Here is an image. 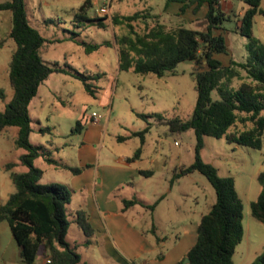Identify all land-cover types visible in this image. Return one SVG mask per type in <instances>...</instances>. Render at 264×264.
<instances>
[{
  "label": "trees",
  "instance_id": "trees-1",
  "mask_svg": "<svg viewBox=\"0 0 264 264\" xmlns=\"http://www.w3.org/2000/svg\"><path fill=\"white\" fill-rule=\"evenodd\" d=\"M180 2L184 10L185 1L196 2L198 8L202 2L207 9L203 16V28L196 29L186 25L168 27L158 19V14L136 11L129 15L111 16L115 25L124 24L127 32L114 35L117 48L118 69L131 70L141 75L162 76L174 73L176 65L192 59L202 67L193 72L196 90V102L189 119L166 117L159 113L139 114L152 117L156 126L165 127V135L180 134L191 129L195 136L194 159L181 166L172 177L176 178L197 170L209 181L215 192V201L205 212L198 225L195 243L186 252L187 264H233L235 246L243 236L242 202L237 194L234 181L229 176H221L217 169L200 157L204 136L224 137L226 142L260 149L264 132V42L252 33L255 15H264L261 0H243L246 8L235 26V30L247 38L245 55L237 61L232 57L223 63L215 54L227 53L225 37L216 34L223 29V22L231 19L232 13L221 9L220 0H166ZM10 11L11 22L9 38L14 43L8 64L9 84L12 89L10 99L0 110V132L11 126L17 127L15 145L25 149L17 162H8L4 168L14 184V190L6 201L0 204V221L8 222L12 236L18 246L19 260L24 264H33L39 248H42L46 264H88L81 261L75 247L66 240L69 221L66 217L65 204L70 201L71 191L60 182L42 183L39 181L42 170L34 160L43 157L56 166H66L43 152L29 141L31 117L28 106L37 94L40 84L52 72L71 74L66 64L58 61L46 62L41 55V48L47 41L34 28L27 17L24 0H5L0 2V12ZM102 17H99V19ZM147 18L153 22L148 25ZM90 17L85 8L74 13L76 26ZM144 21L148 27L139 32L134 28V21ZM99 26H104L100 20ZM74 37L78 32L71 31ZM87 49H95L97 44L88 45L78 41ZM92 93L94 90L86 82V76H77ZM236 79V84L232 80ZM215 90L218 97L212 98ZM89 118L82 114L71 132H79ZM239 124V125H238ZM147 126L133 132L141 137L149 130ZM140 152L138 148L135 152ZM26 166L25 171L13 170L16 165ZM67 167V166H66ZM78 172V168H71ZM148 171L141 170L146 174ZM151 172V170L149 171ZM264 183V168L257 175ZM140 203L150 209L154 204L145 205L137 198L125 199L124 206ZM250 214L264 223V187L255 200L250 202ZM74 221L84 232L89 242L93 229L82 209L74 212ZM249 264H264V249Z\"/></svg>",
  "mask_w": 264,
  "mask_h": 264
},
{
  "label": "rangeland",
  "instance_id": "rangeland-1",
  "mask_svg": "<svg viewBox=\"0 0 264 264\" xmlns=\"http://www.w3.org/2000/svg\"><path fill=\"white\" fill-rule=\"evenodd\" d=\"M2 1L5 0H0ZM165 1L24 0L30 24L47 40L41 48L43 60L49 63L56 60L60 65L66 64V67L72 71L71 74L52 72L39 85L37 94L30 101L28 110L32 130L29 141L32 144L43 152L50 150L51 156L56 159L72 163L77 159L76 147L83 136L82 133L71 132V129L82 114L88 116L93 110L101 116L107 114V119L102 118V125L106 126L104 143L113 150L123 147L128 151V147L121 146L122 144L117 142L116 136L124 135L129 130L144 129L148 122L154 123L152 117L144 118L139 114L159 113L166 117L175 116L181 120L190 118L197 96L193 72L202 67L203 63L196 65L194 60L187 59L176 65L174 73L167 72L160 77L118 69L114 35L127 32V28L124 24H113L111 22L113 15L125 16L136 11L148 10L150 13L158 14V19L168 27L182 24L196 29L203 28L205 2L196 8V4L185 1V8L180 11V2L170 1L165 4ZM240 5L244 3L237 0L236 6ZM260 6L264 9V0L260 1ZM101 7H106L107 11L101 12ZM80 8H85V14L90 19L76 26L74 13ZM10 20V11L0 12V110H3L12 94L8 77V64L14 49V43L9 38ZM98 20L104 23V26H99ZM146 20L148 25L153 22L152 18ZM133 23L134 28L139 32L145 31L148 27L141 20ZM234 24V18L231 17L222 25L230 30L224 33L227 53L216 54L222 62H227L229 57L240 61L245 55L247 38L232 30ZM71 31L78 32V36L74 37ZM252 33L264 42V15L254 16ZM78 41H85L88 45L97 44V47L86 50V47ZM79 75L87 77L86 82L94 90L93 94L85 89L83 81L77 77ZM232 84H236V79L232 80ZM211 96L218 97L215 90L211 92ZM164 128V126L150 125L148 130L150 132L147 131L145 134L147 149L150 150L153 146H157V142H161V151L169 155V146L171 151L177 149L173 145L175 140L179 143L181 158L187 164L192 162L195 145L193 131L188 129L180 134L163 137ZM17 129L11 126L0 132V204L4 203L14 190L9 171L4 165L8 162H17L19 155L25 152V149L15 145ZM138 142V137L128 141L133 147ZM55 147H59L58 151H54ZM199 153L201 159L211 163L219 175L229 176L234 181L242 202L243 236L235 246L233 264H249L264 249V223L250 214L249 205L264 187V183L261 184L257 178L258 173L264 168V132L260 149L228 143L224 137L204 136ZM42 161V158L38 157L34 160V164L43 167ZM26 169V166L20 164L13 167L16 171ZM63 171H47L39 181L60 182L69 189L65 181L66 172ZM202 179V194H199V188L197 194L199 203L201 202L203 210L206 211L215 199V192L203 174ZM193 185L192 178L183 177L181 187L177 186L175 189H192ZM65 211L69 221L67 237L69 240H78L82 232L74 222H71L67 204ZM161 211L163 213V209ZM40 255L39 251L37 262L41 260ZM87 255L92 264H118L101 256L97 248L88 250ZM183 261L181 264H184ZM0 264H24L19 260L18 246L6 220L0 221Z\"/></svg>",
  "mask_w": 264,
  "mask_h": 264
},
{
  "label": "crops",
  "instance_id": "crops-1",
  "mask_svg": "<svg viewBox=\"0 0 264 264\" xmlns=\"http://www.w3.org/2000/svg\"><path fill=\"white\" fill-rule=\"evenodd\" d=\"M236 1L220 0L221 9L233 14L231 17L235 24L232 30L235 32L238 18L246 8L245 4L237 7ZM179 10L182 11L180 7ZM228 31L230 30L223 27L215 33L224 35ZM215 56L217 57L216 54ZM102 118L107 119V114L97 121L87 118L77 132L82 133L83 138L76 147L77 159L74 162L57 159L67 167L48 163L40 156L43 160L41 165H45L38 166L42 170L41 177L47 171L66 172L65 181L71 191L70 201L67 203L71 222L75 223V210L82 209L93 229L88 243H85L87 237L78 226L82 232L80 237L78 235L79 239L69 240L67 229L66 240L75 247L81 261L88 264H92L87 255L92 248H97L101 256L118 264H181L186 252L196 241L197 225L202 215L215 201L212 200L206 211L199 203L197 188L201 195L202 173L194 170L173 178L172 181L174 173L191 162L187 164L181 158L179 143L175 140L173 145L177 149L171 151L169 146V155L161 151V142L148 150L146 133L143 140L133 135V132L143 128L116 136L117 142L128 147L129 151L123 147L115 150L109 148L104 143L106 126L102 125ZM152 125L156 126L154 123ZM162 136H166L165 128ZM135 137L139 138V142L133 147L128 141ZM138 148L140 152L135 155ZM58 149L59 147H55L54 151ZM48 152L51 156L52 152ZM71 168H78L79 171L73 172ZM141 170L148 172L142 174ZM183 177L194 180L192 189H175L177 186L181 187ZM131 198H137L145 205L154 204V207L150 209L140 203L125 207L124 200ZM39 251L41 260L37 262ZM38 252L34 263L46 264L43 249L39 248Z\"/></svg>",
  "mask_w": 264,
  "mask_h": 264
},
{
  "label": "built area",
  "instance_id": "built-area-1",
  "mask_svg": "<svg viewBox=\"0 0 264 264\" xmlns=\"http://www.w3.org/2000/svg\"><path fill=\"white\" fill-rule=\"evenodd\" d=\"M100 11L101 12H106L107 9H106V7H101ZM89 117L92 119V121H97L101 117V114L96 112V111H91L90 114H89ZM45 262H49V260L46 259Z\"/></svg>",
  "mask_w": 264,
  "mask_h": 264
},
{
  "label": "water",
  "instance_id": "water-1",
  "mask_svg": "<svg viewBox=\"0 0 264 264\" xmlns=\"http://www.w3.org/2000/svg\"><path fill=\"white\" fill-rule=\"evenodd\" d=\"M189 261H190L189 258L188 257H185L183 263H186L187 264V263H189Z\"/></svg>",
  "mask_w": 264,
  "mask_h": 264
}]
</instances>
